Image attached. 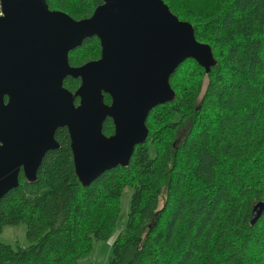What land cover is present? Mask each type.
Segmentation results:
<instances>
[{"label":"trees","instance_id":"trees-1","mask_svg":"<svg viewBox=\"0 0 264 264\" xmlns=\"http://www.w3.org/2000/svg\"><path fill=\"white\" fill-rule=\"evenodd\" d=\"M211 46L217 60L205 73L195 60L170 75L171 102L148 114V136L129 164L83 187L74 173L66 127L49 150L35 182L0 199V232L23 223L30 244L0 241V264H77L93 239L116 226L120 197L133 188L127 221L109 264H264V0H163ZM101 0H46L50 9L86 18ZM96 36L68 53L72 66L99 58ZM79 78L63 86L74 91ZM105 102L110 97L104 94ZM110 118L102 125L113 133ZM182 133V135H181Z\"/></svg>","mask_w":264,"mask_h":264},{"label":"water","instance_id":"water-1","mask_svg":"<svg viewBox=\"0 0 264 264\" xmlns=\"http://www.w3.org/2000/svg\"><path fill=\"white\" fill-rule=\"evenodd\" d=\"M101 1L88 17L74 19L46 0H0V199L18 186L20 171L36 181L44 155L59 147L54 135L61 127L83 187L127 166L147 139L151 109L175 98V69L189 58L205 73L216 65L211 46L163 0ZM92 36L99 58L71 66L69 51ZM67 76L80 79L73 92L63 86ZM106 118L110 135L102 132ZM263 211L264 202H256L250 224Z\"/></svg>","mask_w":264,"mask_h":264},{"label":"rangeland","instance_id":"rangeland-1","mask_svg":"<svg viewBox=\"0 0 264 264\" xmlns=\"http://www.w3.org/2000/svg\"><path fill=\"white\" fill-rule=\"evenodd\" d=\"M132 193L133 188L131 186H126L123 189L120 197V212L112 233L104 240L93 239L91 250L79 257L77 264H109L113 242L127 221ZM0 241L12 247H25L31 243L26 236V226L23 223L3 226L0 232Z\"/></svg>","mask_w":264,"mask_h":264},{"label":"flooded vegetation","instance_id":"flooded-vegetation-1","mask_svg":"<svg viewBox=\"0 0 264 264\" xmlns=\"http://www.w3.org/2000/svg\"><path fill=\"white\" fill-rule=\"evenodd\" d=\"M49 7V6H48ZM50 9V8H49ZM51 10H54V9H51ZM58 11H60V10H58ZM63 12V11H62ZM70 16V15H69ZM71 51V50H70ZM98 59V58H97ZM95 60V59H94ZM88 62V61H87ZM84 64V63H83ZM82 65V64H81ZM72 66V65H71ZM79 66V65H78ZM75 91V90H74ZM73 92V91H72ZM6 99V98H5ZM110 102V101H109ZM109 102H107V103H109ZM75 103L77 104L78 103V98H76L75 99Z\"/></svg>","mask_w":264,"mask_h":264}]
</instances>
